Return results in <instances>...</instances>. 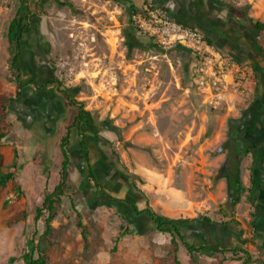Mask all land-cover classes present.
<instances>
[{
  "label": "rangeland",
  "instance_id": "1",
  "mask_svg": "<svg viewBox=\"0 0 264 264\" xmlns=\"http://www.w3.org/2000/svg\"><path fill=\"white\" fill-rule=\"evenodd\" d=\"M19 5L20 0H0V131L6 133L17 90L15 75L9 71L6 34ZM28 7L30 27L22 40L20 71H50L71 100L99 118L101 126L116 129L112 138H106V158L119 175L126 172L129 181L147 191L156 213L173 219L205 217L218 229L228 223L226 228L239 240L233 246L249 254L248 264H264V193L248 192L250 179L264 182V129L253 126L243 141L248 148L257 147L260 155L257 166L251 155L241 160L243 191L237 200L228 198L222 172L226 152L221 149L228 119L248 116L249 105L258 116L264 114V92L229 107L205 105L192 85L186 53L148 48L132 29L125 33L127 18L121 3L42 0L38 8L32 1ZM70 68L72 75L67 72ZM55 165L43 175L38 156L22 165L20 176L14 173L13 181L0 187V264H24L21 256L29 239L34 231L36 237L43 232L47 213L35 221V209L58 181ZM5 171L0 163V173ZM180 195L188 198V212L180 205ZM81 196L76 188L65 189L54 205L51 233L43 241L47 264H120L116 238L125 221L114 211L106 230L95 227L90 223L91 208L80 203ZM71 202L77 212L83 209L78 213L86 243ZM254 211L256 233L250 227ZM221 261L244 264L240 254L228 253Z\"/></svg>",
  "mask_w": 264,
  "mask_h": 264
},
{
  "label": "crops",
  "instance_id": "2",
  "mask_svg": "<svg viewBox=\"0 0 264 264\" xmlns=\"http://www.w3.org/2000/svg\"><path fill=\"white\" fill-rule=\"evenodd\" d=\"M121 1H126L135 9L148 1L165 8L174 21L202 34L233 60L255 66L258 71L254 91L264 92V58L256 51V47L264 50V30L258 32L255 28L256 23L264 25V0ZM185 55L192 57L188 53ZM20 72L21 77L24 76L22 83L26 86L22 97H14L10 103L12 107L7 121L10 126L0 146L1 163L6 168L5 173L20 176L22 165L33 162L39 156L44 164L43 175L49 174L55 164L58 166L55 165L54 171L58 173L62 161L60 141L73 123L77 110L55 87H44L47 81L53 79L50 71ZM31 81L37 84L38 89L29 84ZM83 110L90 114L92 125L85 127L77 122L71 129L67 147L70 166L64 190L72 187L79 190L83 199L80 203L91 208L90 223L97 228L100 226L106 230L107 221L111 220L114 211L122 220L132 221L133 225H128L129 233L116 241L120 264H175V260L178 264H235L222 262L221 255L211 252V249L219 247L235 248L233 243L239 241L236 234L225 226L219 229L217 225L205 223L183 226L180 233L184 242L195 248L204 246L210 249L189 255L178 240H175V247L171 244L170 235L157 232L150 218L135 213L133 207L141 211L145 208V201L131 191L122 176L124 174L119 175L118 169L104 153L106 138H112L113 132L101 126L103 122L86 108ZM90 171L97 182L91 179ZM135 186L156 213L147 191L138 184ZM178 199L184 211L188 212L185 204L188 198L180 195ZM156 214L166 217L164 213Z\"/></svg>",
  "mask_w": 264,
  "mask_h": 264
},
{
  "label": "trees",
  "instance_id": "3",
  "mask_svg": "<svg viewBox=\"0 0 264 264\" xmlns=\"http://www.w3.org/2000/svg\"><path fill=\"white\" fill-rule=\"evenodd\" d=\"M32 1L34 2V5L36 8L42 5V0H20V5L16 11V14L10 21L7 29V41H8V52H9V71L15 75V83L17 86V90L15 93V98L20 99L22 97V90L26 86V84L22 83V77L21 72L19 68V62L22 55V40L25 34H27L29 31V14L31 13V10L28 7V2ZM113 2H120L125 7V15L128 22L129 14L135 10L133 6L130 4L127 5V2H123L121 0H111ZM255 28L258 32L264 30V25L260 23L255 24ZM131 28L126 24V27L124 29L125 33H132L130 30ZM143 40L146 42V45L148 48H156L154 45H152L147 39L143 38ZM256 51L259 55H261L264 58V50L261 47H256ZM187 53V52H186ZM189 60L188 65V71L190 72V78L192 79V69L195 65V60L192 57H186ZM253 70L255 73V79H257V68L253 66ZM192 82V80H191ZM29 84L33 85L35 88H37V84L34 81L29 82ZM48 84L52 85L56 88V90L63 95V97L69 102V104L76 108L77 113L74 116L73 123L71 126H69L66 129L65 135L62 137L60 141V154L62 161L60 163V168L58 172V183L53 188L51 193L45 195L42 199L40 207H36L35 209V216L34 220L37 221L46 211L47 217L44 220V230L43 232L36 237L37 233L34 231L31 238L29 239V242L27 244V249L25 253L21 256V259L23 260L24 264H47V259L45 255V249L43 245V241L48 238V236L51 233V226L50 223L52 222L54 215H53V208L55 204H58L60 202L61 197H64V185L66 180V175L68 168L70 166V157L67 151V147L69 145V138L71 134V129L76 126V123L82 124L85 127H90L91 121H90V114L83 110L80 103L71 100L68 96V94L63 91L62 85L59 81H56L55 79H52ZM193 85V84H192ZM254 93L256 92V89ZM248 116H244V118H237V119H228L227 120V139L223 143L221 149L226 152V162L224 164V167L222 168L223 176L227 178V190H228V198L233 201L238 199V194H240L241 191H243L240 179H239V165L241 160L247 156L251 155L253 158V161L255 162L254 165L257 166L256 161L259 157L260 153L257 151V147L254 148H248L244 145V139L251 136L250 132L253 128L257 127V124L262 126L264 129V114L257 115V111L254 108V105L250 106L247 111ZM255 122L253 121V119ZM251 122H254L251 123ZM253 124V125H252ZM255 126V127H253ZM106 130L115 132L116 129L114 127H106ZM6 135L5 130L0 131V146L2 143L3 138ZM247 138V139H248ZM2 161V157L0 155V163ZM120 168L122 166L120 165ZM124 171V170H123ZM126 173V172H125ZM123 172L122 174L125 175ZM91 179L95 182H97L94 178V174L90 171ZM14 173H0V187H4L8 181H13ZM125 181L128 185V187L131 189V191L135 194H138L141 196V198L145 201V208L141 211H138L135 207V213L136 214H144L155 225L156 231L162 234H168L171 237V244L176 247L177 243L175 240H178V242L185 248L187 253L190 255L191 253H198L199 251H210L207 247H200L195 248L193 246H190L186 242H184V238L180 233V229L183 226H192L197 223H205V224H211L216 225V223H213L208 218L205 217H199L194 219H169L163 216H160L156 214L148 205V202L146 201V198L144 197L143 193L138 190L135 186V184L132 181H129L127 176L125 177ZM251 186L248 188L249 194L251 196L254 193H257L261 195L264 193V182H259L257 179L252 180L250 179ZM254 192V193H253ZM250 203L252 204V200L250 198V195L248 197ZM8 203V200L4 202V206ZM71 207L73 208L77 218V227L81 231V235L83 238V241L86 243V232L83 224L80 222V214L74 209V205L71 202ZM253 218L250 222V227L254 233L258 231V225L256 219H258V214L256 211H254L251 215ZM126 225L120 226L119 228V234L116 238V241H118L119 238L129 233L128 225H133L132 221L130 219H125ZM221 226H228V223H224ZM211 252L219 254L223 257L227 253H230L231 255H237L240 254L243 256V263L248 264L250 262V257L247 252L244 251V249L240 248H226V247H219L218 249H211ZM241 259H236L234 261H240ZM175 264H178V262L175 260Z\"/></svg>",
  "mask_w": 264,
  "mask_h": 264
},
{
  "label": "built area",
  "instance_id": "4",
  "mask_svg": "<svg viewBox=\"0 0 264 264\" xmlns=\"http://www.w3.org/2000/svg\"><path fill=\"white\" fill-rule=\"evenodd\" d=\"M127 25L161 51L180 49L192 56V84L205 105L229 107L254 94L251 64L233 60L202 34L174 21L165 8L144 2L129 14ZM67 72L73 74L71 68Z\"/></svg>",
  "mask_w": 264,
  "mask_h": 264
},
{
  "label": "flooded vegetation",
  "instance_id": "5",
  "mask_svg": "<svg viewBox=\"0 0 264 264\" xmlns=\"http://www.w3.org/2000/svg\"><path fill=\"white\" fill-rule=\"evenodd\" d=\"M49 82H50V81H47V82H46V85H45L44 87H48V86H49V87H52V85L48 84ZM36 89H38V88H36Z\"/></svg>",
  "mask_w": 264,
  "mask_h": 264
}]
</instances>
